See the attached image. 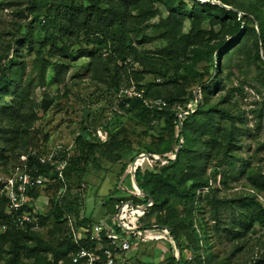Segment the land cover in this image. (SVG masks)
Instances as JSON below:
<instances>
[{
  "label": "trees",
  "instance_id": "1",
  "mask_svg": "<svg viewBox=\"0 0 264 264\" xmlns=\"http://www.w3.org/2000/svg\"><path fill=\"white\" fill-rule=\"evenodd\" d=\"M188 1L9 0L19 5L15 11L24 20L10 32L9 40L0 42V100L9 96L0 101V172H9L20 155L27 154L33 175L53 176V167L41 162L42 152L35 147L33 124L38 119V103L34 90L45 84L48 68L53 73L52 82L61 84L74 60L87 56V67L93 69L94 77L108 81L113 91L133 83L143 89V97L160 95L166 105L148 107L138 97L129 99L127 105L119 102L121 109L133 111L137 122L153 128L156 120L160 127L157 135L134 152L131 143L117 138L115 132L101 142L95 128L82 124L73 153L65 158L59 187L67 185L73 172L83 173L88 164L97 165L101 158L117 161L133 152L132 162L138 154L150 153L153 156L138 159L134 167L139 188L152 200L133 222L140 228L166 231L170 241L163 264H232L229 258L249 247L248 233L253 226L264 227V201L258 197L264 191V172L253 170L236 154L245 133L243 118L232 100V89L236 88H225V83L233 67L248 68L259 89L264 88V0H219L235 10L210 1ZM157 4L166 14L151 21L159 13ZM185 21L189 23L187 31L183 29ZM204 24L211 28H204ZM216 25L218 30L214 31ZM146 29L165 41L155 50L157 57L140 48L132 36ZM24 50L32 55L30 63L23 59ZM203 59L214 68L206 78L197 69ZM149 75L152 80L146 79ZM41 105L46 106L44 100ZM239 174H244L249 189L233 195L222 193ZM28 195L32 200L38 198L39 187L30 189ZM148 197L133 191L118 199L112 213L131 201L125 220L136 205L147 204ZM49 199L47 210L39 212L41 229L30 224L16 227L0 193V224H9L0 234V264H81L71 258L79 245L63 235L65 216L78 201L67 200L62 193ZM205 211L211 223L205 219L206 227L202 228ZM197 216L199 223L195 222ZM91 221L84 215V223ZM101 226L102 232L108 233L109 228ZM115 230H121L118 223ZM212 237L235 243L228 256L216 258ZM242 264H264V257Z\"/></svg>",
  "mask_w": 264,
  "mask_h": 264
},
{
  "label": "rangeland",
  "instance_id": "2",
  "mask_svg": "<svg viewBox=\"0 0 264 264\" xmlns=\"http://www.w3.org/2000/svg\"><path fill=\"white\" fill-rule=\"evenodd\" d=\"M18 6L15 3H9V0H0V42L9 40L10 32L15 30L18 22L24 20L15 11ZM157 7L159 13L152 16L151 21H157L166 14L163 6L157 4ZM239 14L242 13L239 12ZM188 28L189 23L185 21L184 31H187ZM204 28L210 29L211 26L204 24ZM213 29L214 31L218 30V26H214ZM132 36L140 48L154 52V57L159 56L155 50L165 43L157 36V32L150 29L133 33ZM23 59L26 63H30L32 55L24 50ZM181 59L182 56L178 58V60ZM88 62L87 56L77 57L66 72L65 80L61 84L52 82L53 73L48 68L45 84L35 88L38 119L33 124V131L36 134L35 147L39 148L42 153L49 152L56 145H61L65 146L72 154L82 124L95 128L97 139L101 142L108 138L109 133L115 132L117 138L131 143L133 152L140 149L143 142H148L160 131L156 120H154L155 127L149 128L136 121L133 111L127 112L121 109L119 101L116 99V91L108 87V81L94 77L93 69L87 67ZM130 65L133 67V63ZM197 69L202 72L204 78L214 70L210 61L206 59L197 63ZM179 71L183 74L186 70L184 67H180ZM229 75L225 88H236L232 89L234 94L232 100L235 108L242 114L240 115L243 118L241 128L245 131L235 148L236 154L247 161L250 168L263 173L264 88L259 89V86L254 82L251 69L233 67ZM146 79L152 80V75L147 76ZM123 83L125 81H122ZM195 92L198 99H201V95L198 93L199 88ZM8 99L9 96L6 95L0 101L2 103ZM43 100L46 104L45 107L41 105ZM106 123L108 127L105 129L104 124ZM91 141L95 142L96 139ZM133 152H128L127 156H123L117 161L101 158L97 165L88 164L83 173L73 172L68 181L66 180L67 185L61 188L59 187L60 183L57 182L58 179L47 181L39 187L40 195L33 203L39 212H44L50 206V196L62 193L66 195L67 200L76 199L78 201V205H73V209L67 213L71 217H76L77 214L86 215L92 221L107 228L111 225L115 226V222L119 224L113 217L112 209L118 199L126 198L135 191L131 175L133 161L130 162V154ZM123 166H125L124 169ZM219 178L220 175L217 174L216 184L219 183ZM228 186V189H221V192L233 195L235 192L249 189L246 187L248 183L244 174H239L236 179H231ZM258 197L264 201V191L259 193ZM140 210L137 208L129 211L125 220L136 221ZM202 217L201 227L204 228L206 227L204 220L208 221L207 224H210L211 221H209L206 211ZM195 222L199 223L198 216ZM42 230L44 232L46 229ZM140 230L141 235L133 236L130 233L125 235L133 243V247L127 251L128 264H163L168 251H163L162 243L154 237L164 233L163 230L158 227L140 228ZM248 240L250 245L247 249L239 251L229 258L232 264H242L257 256L264 257V227L255 224L248 233ZM211 243L212 251L216 252V258L220 260L228 256L235 246L232 241L217 239V237H212Z\"/></svg>",
  "mask_w": 264,
  "mask_h": 264
},
{
  "label": "built area",
  "instance_id": "3",
  "mask_svg": "<svg viewBox=\"0 0 264 264\" xmlns=\"http://www.w3.org/2000/svg\"><path fill=\"white\" fill-rule=\"evenodd\" d=\"M206 2L204 0H199ZM160 78H156L159 81ZM134 97L142 99L145 106L162 108L166 101L160 95L143 97V89L137 88L133 83L120 85L116 90V99L127 105L128 100ZM32 152V155H36ZM69 151L61 145L54 146L49 152L40 154L41 162H47L54 169L53 176L43 174L33 175L27 164V154H21L19 162L16 163L9 172H0V193L6 198L7 213L12 215V224L16 227L32 225L35 229H41L39 224V211L34 200L28 195V191L34 187H40L52 179H63V169L66 164L65 158ZM137 161V160H136ZM135 166V164H134ZM135 168V167H134ZM136 191V190H135ZM137 192V191H136ZM151 201L148 202L150 204ZM133 206L129 201L124 202L114 213L113 217L119 222L121 230H115V226L109 227L108 233L102 232L100 223L91 221L84 223V215L71 217L65 216L67 228L64 231V237L73 244L79 245L78 249L72 253V261L81 264H128L129 257L127 251L133 247V243L125 235H141L140 227L134 222L124 220L125 209ZM141 206V205H136ZM142 209V208H138ZM116 223V222H115ZM9 224H0V234L3 233ZM155 235V239L162 243L163 251L169 250L167 241L170 238L166 231ZM82 242H88V246H81ZM174 255L179 258L178 250H174Z\"/></svg>",
  "mask_w": 264,
  "mask_h": 264
},
{
  "label": "water",
  "instance_id": "4",
  "mask_svg": "<svg viewBox=\"0 0 264 264\" xmlns=\"http://www.w3.org/2000/svg\"><path fill=\"white\" fill-rule=\"evenodd\" d=\"M206 1H210V2H213V3H216V4H218V5H220V6H223V7H225V8H227V9H234V8H232L231 6H229V5H227V4H224V3H222L221 1H219V0H206ZM235 10V9H234ZM178 147H179V145H178ZM177 150H178V148H177ZM176 150V151H177ZM144 156H153L152 154H150V153H140V154H138L137 156H135V158H134V160H133V162H132V164H131V175L133 176V186H134V188H135V190L137 191V192H139L140 194H142L143 196H146V197H148V195L146 194V193H144L140 188H139V186H138V183H137V181H136V179H135V168H134V164H135V162H136V160H138V159H140V158H142V157H144ZM149 198V197H148ZM152 199L151 198H149V201H151ZM129 203L132 205V202L131 201H129ZM147 204H145V205H141V206H137V208H144L145 206H146Z\"/></svg>",
  "mask_w": 264,
  "mask_h": 264
}]
</instances>
